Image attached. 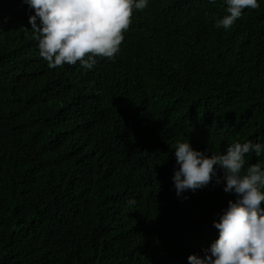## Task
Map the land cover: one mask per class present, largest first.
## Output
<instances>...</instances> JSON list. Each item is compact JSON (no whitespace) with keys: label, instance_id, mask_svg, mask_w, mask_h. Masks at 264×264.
I'll return each instance as SVG.
<instances>
[{"label":"trees","instance_id":"16d2710c","mask_svg":"<svg viewBox=\"0 0 264 264\" xmlns=\"http://www.w3.org/2000/svg\"><path fill=\"white\" fill-rule=\"evenodd\" d=\"M149 0L114 58L49 68L0 0V264H189L234 193L176 195L174 145L264 143V0ZM245 168L264 155L245 154ZM222 176V171H218ZM135 203L130 204L129 201ZM264 204V202H262Z\"/></svg>","mask_w":264,"mask_h":264},{"label":"clouds","instance_id":"9594fccd","mask_svg":"<svg viewBox=\"0 0 264 264\" xmlns=\"http://www.w3.org/2000/svg\"><path fill=\"white\" fill-rule=\"evenodd\" d=\"M34 12L29 24L39 56L49 68L64 64L92 69L97 57L114 58L133 10L149 0H24ZM226 13L215 20L217 28H230L243 10L257 9L259 0H224ZM173 187L178 197L207 186L213 177L234 193L214 227L218 237L204 255L190 254L189 264H264V164L245 166V154L264 155V143L235 141L224 151L194 148L187 140L174 145ZM222 171L223 175H218ZM135 203L134 200L129 201Z\"/></svg>","mask_w":264,"mask_h":264}]
</instances>
